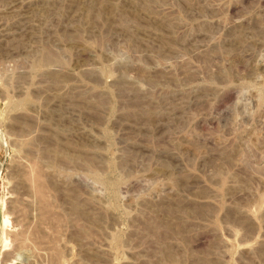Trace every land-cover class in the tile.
Wrapping results in <instances>:
<instances>
[{
    "label": "rangeland",
    "instance_id": "obj_1",
    "mask_svg": "<svg viewBox=\"0 0 264 264\" xmlns=\"http://www.w3.org/2000/svg\"><path fill=\"white\" fill-rule=\"evenodd\" d=\"M18 253L264 264V0H0V264Z\"/></svg>",
    "mask_w": 264,
    "mask_h": 264
},
{
    "label": "bare ground",
    "instance_id": "obj_2",
    "mask_svg": "<svg viewBox=\"0 0 264 264\" xmlns=\"http://www.w3.org/2000/svg\"><path fill=\"white\" fill-rule=\"evenodd\" d=\"M39 185L37 184L36 185V188L38 187ZM39 188V187H38ZM37 188V189H38ZM40 189V188H39ZM39 191V190H38ZM37 191V192H38ZM40 193H42L41 191H39ZM42 195V194H41ZM42 196H44V195H42ZM7 222V219L6 218H4L3 219V221H2V223L3 224H5ZM6 226V225H5ZM17 251V250H16ZM19 254V253H18ZM6 256V255H5ZM12 256V255H11ZM20 254H19V256L18 255H14L13 257H12V259H9V262H7L6 264H15V263H17L18 261H21V258H20ZM22 258H24V257H22ZM26 259V258H25ZM23 261V260H22Z\"/></svg>",
    "mask_w": 264,
    "mask_h": 264
},
{
    "label": "water",
    "instance_id": "obj_3",
    "mask_svg": "<svg viewBox=\"0 0 264 264\" xmlns=\"http://www.w3.org/2000/svg\"><path fill=\"white\" fill-rule=\"evenodd\" d=\"M15 264H21V261H18L17 263H15Z\"/></svg>",
    "mask_w": 264,
    "mask_h": 264
}]
</instances>
